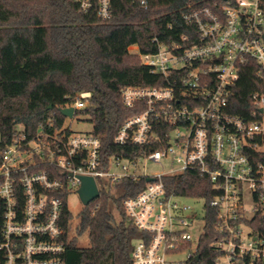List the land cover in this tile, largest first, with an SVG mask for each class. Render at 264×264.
Returning <instances> with one entry per match:
<instances>
[{
	"label": "built area",
	"instance_id": "obj_1",
	"mask_svg": "<svg viewBox=\"0 0 264 264\" xmlns=\"http://www.w3.org/2000/svg\"><path fill=\"white\" fill-rule=\"evenodd\" d=\"M75 1L85 12L96 3L102 20L112 16V0ZM129 1L144 8L149 3ZM205 1L189 3L182 14L196 28L195 42L184 35L171 43L154 38V52L129 47L164 85L123 88L124 105L143 110L123 124L115 143L160 149L135 160L105 158L98 136L64 122L60 129L41 125L31 137L21 128L2 150L0 264H65L66 212H72L69 198L82 176L95 180L100 196L124 177L150 179L141 193L123 200L133 226L144 233L134 244V264L200 262L209 209L213 264H264V0ZM247 66L254 69L255 89L239 115L232 99ZM91 97L89 91L76 95L62 108L74 110L65 119L75 118ZM165 127L162 136L157 131ZM168 156L178 167L157 175L130 173L122 164L137 168L143 159L159 163ZM187 171L210 180L216 191L211 200L168 192L164 178ZM185 199L202 201V216Z\"/></svg>",
	"mask_w": 264,
	"mask_h": 264
},
{
	"label": "trees",
	"instance_id": "obj_2",
	"mask_svg": "<svg viewBox=\"0 0 264 264\" xmlns=\"http://www.w3.org/2000/svg\"><path fill=\"white\" fill-rule=\"evenodd\" d=\"M189 3L207 4L205 0H149L144 8L129 0H112V16L102 20L96 3L85 12L75 0H0V161L2 150L21 128L29 137L41 125L62 128L61 109L83 91L92 97L78 114L88 116L93 134L101 140L103 157L135 160L160 149V145L115 143L123 124L143 110L124 105L123 88L164 85V79L143 65L129 47L154 52V38L171 43L184 35L195 42L196 28L182 18ZM255 80L254 69L245 67L232 99L235 114H245L243 105L255 89ZM167 129L157 132L163 136L162 130ZM164 182L168 192L176 195L211 200L216 194L210 180L195 171L166 176ZM146 184L145 177L129 176L101 191L100 198L81 211L75 235L74 215L67 211L65 264H134V244L144 233L133 226L123 200L141 193ZM206 220L199 245L201 261L190 264H213V210H208ZM84 234L89 237L88 247L79 245Z\"/></svg>",
	"mask_w": 264,
	"mask_h": 264
},
{
	"label": "rangeland",
	"instance_id": "obj_3",
	"mask_svg": "<svg viewBox=\"0 0 264 264\" xmlns=\"http://www.w3.org/2000/svg\"><path fill=\"white\" fill-rule=\"evenodd\" d=\"M65 124L69 125L71 129L75 132H91L93 130V125L91 122H89V118L86 115L83 114H77L75 118L72 120L69 118L65 119ZM122 164L128 166V171L130 173L137 172L138 174H146V175H157L161 173H167L170 171L171 168H177L176 163L173 162L172 157L168 156L167 158H164L161 162L157 163L148 159H143L138 163V167L134 168L132 164L129 162L123 161ZM184 203L190 206H193L196 211L202 216L203 212V202L202 201H193L191 199H185ZM69 207L74 215V221H73V231L72 235H75L74 227L77 226L80 222V214L83 210L84 206L83 203L79 197V194L77 192H73L70 195L69 198ZM111 209L116 216V219H119V214L115 207L111 205ZM201 228L199 225L195 228V230L192 231V234L194 235V238L197 237V235L200 233ZM75 233V234H74ZM79 245L82 247H88L89 246V237L88 234H84L79 239Z\"/></svg>",
	"mask_w": 264,
	"mask_h": 264
},
{
	"label": "water",
	"instance_id": "obj_4",
	"mask_svg": "<svg viewBox=\"0 0 264 264\" xmlns=\"http://www.w3.org/2000/svg\"><path fill=\"white\" fill-rule=\"evenodd\" d=\"M61 113L64 117L72 118L74 115V110L72 108H64L61 109ZM80 178L82 185L78 190V194L84 206L87 207L92 201L100 196V192L97 188L95 180L92 177L82 176ZM197 259H199V257H197Z\"/></svg>",
	"mask_w": 264,
	"mask_h": 264
}]
</instances>
